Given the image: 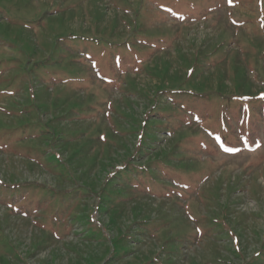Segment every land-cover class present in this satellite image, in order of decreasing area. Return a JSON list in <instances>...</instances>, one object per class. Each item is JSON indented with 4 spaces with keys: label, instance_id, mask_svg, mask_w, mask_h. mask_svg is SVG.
Returning a JSON list of instances; mask_svg holds the SVG:
<instances>
[{
    "label": "rangeland",
    "instance_id": "374dc122",
    "mask_svg": "<svg viewBox=\"0 0 264 264\" xmlns=\"http://www.w3.org/2000/svg\"><path fill=\"white\" fill-rule=\"evenodd\" d=\"M0 264H264V0H0Z\"/></svg>",
    "mask_w": 264,
    "mask_h": 264
},
{
    "label": "trees",
    "instance_id": "16d2710c",
    "mask_svg": "<svg viewBox=\"0 0 264 264\" xmlns=\"http://www.w3.org/2000/svg\"><path fill=\"white\" fill-rule=\"evenodd\" d=\"M143 132V130L140 132V134ZM167 166H165L166 168ZM133 170L129 171L127 170H123L124 172H127V176H129V179L131 178H135L136 181H139V183H137L134 187L136 188H142V190H149V191H155L157 192V194L161 193V190L159 188L155 187V182H154V173L149 171L148 169H143V168H132ZM137 169L139 170V172H136V174L134 175L133 172L134 170ZM132 174V175H131ZM160 175L159 172L155 173V175ZM153 178V179H152ZM158 185V184H157ZM156 185V186H157ZM163 190V187H162ZM152 228H148L147 230L151 231ZM181 239L186 240V236L185 235H181L180 236Z\"/></svg>",
    "mask_w": 264,
    "mask_h": 264
}]
</instances>
